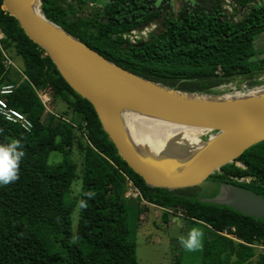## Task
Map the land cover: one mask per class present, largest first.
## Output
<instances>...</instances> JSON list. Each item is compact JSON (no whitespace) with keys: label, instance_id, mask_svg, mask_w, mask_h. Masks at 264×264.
I'll use <instances>...</instances> for the list:
<instances>
[{"label":"trees","instance_id":"1","mask_svg":"<svg viewBox=\"0 0 264 264\" xmlns=\"http://www.w3.org/2000/svg\"><path fill=\"white\" fill-rule=\"evenodd\" d=\"M252 1L235 0L231 15L220 5L206 9L201 3L186 4L177 14H168L165 33L151 36L142 47L128 48L123 35L162 15L171 8L172 0H107L104 4L42 0V12L130 72L182 91L219 94L222 86L239 79L246 81L245 91L264 86L260 80L264 60L254 62L255 38L264 32V0L256 5ZM0 30L4 34L0 41V89L16 85L6 100L33 122L28 132L0 115V142L15 138L25 152L19 179L0 186V264H139L125 198L127 177L147 203L164 209L165 221L169 210L181 211L190 221L208 225L212 234L205 242L202 264H252L254 248L216 231L234 227L235 234L246 242L264 243V218L202 202L196 187L173 191L149 187L119 155L91 102L73 90L46 52L4 10L3 0ZM1 49L15 52L23 60V73L5 66ZM38 91L50 94L48 108ZM61 104L67 110L58 113ZM75 144L84 153L79 201L69 197L79 176L78 166L69 159ZM52 152L63 154L64 161L50 164ZM244 176L264 179V141L210 178L235 182L232 177ZM253 190L264 197V186ZM88 192L94 195H84ZM81 200L86 207H80ZM78 206L74 234L72 215ZM257 264H264V254Z\"/></svg>","mask_w":264,"mask_h":264},{"label":"water","instance_id":"2","mask_svg":"<svg viewBox=\"0 0 264 264\" xmlns=\"http://www.w3.org/2000/svg\"><path fill=\"white\" fill-rule=\"evenodd\" d=\"M224 4L225 0L221 3L223 8ZM3 8L46 52L73 90L91 102L119 155L149 187L173 191L200 186L246 150L264 141V86L234 94L174 89L106 59L49 20L42 12V0H3ZM173 10L172 6L139 28L156 22L158 33H165V20ZM145 44H128L127 48ZM258 91L262 92L254 94ZM123 112L197 128L213 135L190 153L177 156L168 153L154 160L140 153L130 140ZM185 161L186 165L182 166L181 162ZM222 192L223 197L201 198V201L231 207L245 216L264 217L262 195L230 184H223Z\"/></svg>","mask_w":264,"mask_h":264},{"label":"rangeland","instance_id":"3","mask_svg":"<svg viewBox=\"0 0 264 264\" xmlns=\"http://www.w3.org/2000/svg\"><path fill=\"white\" fill-rule=\"evenodd\" d=\"M96 2L98 4H104L107 0H96ZM235 19H238V16H235ZM254 46L256 51L254 62L264 60V32L256 36ZM9 56L17 68L22 71L24 67L23 60L16 56L15 52H10ZM260 80L264 81V73L261 74ZM245 86L246 81L244 79H239L234 83L222 86L220 92L228 94L239 93L242 92ZM59 110L58 113L63 112L67 110V106L61 104ZM70 117L72 116L70 115ZM147 131L148 130L144 127H141V129L138 128V136L142 139L146 138L144 134ZM212 135L211 133H202L198 137L199 142L207 141ZM78 139H80L82 144L85 142L81 136H79ZM163 141L165 142V151L168 150L171 143L173 144V147L169 150V154L172 156H177L184 152L190 153L197 149L193 144L185 141V136L183 132L180 131L174 134L173 137H167ZM64 159L65 156L63 154L52 152L49 155L48 162L55 165L63 162ZM69 159L78 166L79 175L73 183L69 197L76 198L79 201L83 192L84 153L78 145L75 144ZM213 180V178H209L200 185L197 192L201 198L210 199L214 197L216 186L212 183ZM126 200H128L127 204L129 207V225L132 232V239L137 244L139 264H202L204 245L212 234V230L206 223L201 221L192 222L184 217V213L178 215V213L174 211L170 212L167 221H165L163 218V208L149 204L142 199L132 198ZM78 219L79 206L72 215V230L74 234L77 232ZM191 228H199L203 233L201 246L195 251H187L178 242V237L186 236ZM252 264H257L256 258L253 259Z\"/></svg>","mask_w":264,"mask_h":264},{"label":"built area","instance_id":"4","mask_svg":"<svg viewBox=\"0 0 264 264\" xmlns=\"http://www.w3.org/2000/svg\"><path fill=\"white\" fill-rule=\"evenodd\" d=\"M236 5H234L232 0H225L224 4V10L227 14H234ZM159 32V25L156 22H150L147 26H144L142 28H136L126 34L123 35L124 39L128 41L129 44L135 45L140 42H145L151 38V36L158 34ZM4 38V34L0 30V41ZM2 50V55L4 57V64L7 68L14 67L21 73H23L9 54ZM25 77V76H24ZM16 88V85H5L2 86L0 89V115L8 122H11L13 124L19 125L21 128H23L25 131H31L33 129V122L22 112L19 110L10 107L8 101L6 100V96L13 93L14 89ZM38 95L43 102V104L48 108V103L51 100L50 94L47 92H39ZM237 181H242L243 178H237ZM127 184H128V190L126 192L125 198L126 199H143L142 193L138 189V187L133 183V181L127 177ZM169 212H171L169 210ZM178 215H182V212H178ZM216 231V230H215ZM236 229L233 227L230 230L225 229L223 231H216L220 235L229 238L233 240L236 243L244 244L246 246H249L251 248H254L256 252L255 258L258 259L262 254H264V243L261 241H254V242H246L245 240L241 239L239 236L235 234Z\"/></svg>","mask_w":264,"mask_h":264},{"label":"bare ground","instance_id":"5","mask_svg":"<svg viewBox=\"0 0 264 264\" xmlns=\"http://www.w3.org/2000/svg\"><path fill=\"white\" fill-rule=\"evenodd\" d=\"M262 91H258L254 94H259ZM124 113L125 112L122 114ZM123 117L126 131H129L130 140L134 142L137 150L146 157L152 158L154 160H158L160 157L168 155L170 148L173 147V144L171 143L168 147V150L165 151V142L163 140H165L167 137H173V135L179 131L183 132L185 141L193 144L195 148L203 145L202 142H199L198 138L203 133V131L200 129L175 125L173 123L127 112L123 115ZM141 127H144L148 130L144 134L146 138L143 139L138 136V128L141 129ZM186 163L187 161L181 162V165L184 166Z\"/></svg>","mask_w":264,"mask_h":264},{"label":"clouds","instance_id":"6","mask_svg":"<svg viewBox=\"0 0 264 264\" xmlns=\"http://www.w3.org/2000/svg\"><path fill=\"white\" fill-rule=\"evenodd\" d=\"M25 152L21 142L15 138H7L0 142V186H6L19 179L20 163ZM84 195L91 197V192ZM80 207H86V203L81 200ZM203 233L199 228H191L186 236L178 237V242L187 251L197 250L202 243Z\"/></svg>","mask_w":264,"mask_h":264},{"label":"flooded vegetation","instance_id":"7","mask_svg":"<svg viewBox=\"0 0 264 264\" xmlns=\"http://www.w3.org/2000/svg\"><path fill=\"white\" fill-rule=\"evenodd\" d=\"M253 1H256V0H253ZM221 2L222 1L220 0V4H221ZM171 12H173L174 14H177L174 11H171ZM236 164L239 167H244V164L242 162H237ZM239 164H241L242 166L239 165ZM232 178L235 180V182L234 181H230V180H224V179L221 180L220 178H215L212 181V183H214V185L216 186V191H215V195H214L213 198L223 197L225 195V193L222 192V185L223 184H230V185H233V186H238V187L244 188L246 190H250V191H252V192H254L256 194H259V193L255 192L253 190V188L260 190L261 187L264 186V179H262V178H257V177H253V176H244V177H241V178H243L242 181H237L236 180L237 178H234V177H232ZM196 188H197V191H198V189L200 188V186H197ZM228 208H231V207H228ZM231 209H233V208H231ZM263 218H261V219H263Z\"/></svg>","mask_w":264,"mask_h":264},{"label":"crops","instance_id":"8","mask_svg":"<svg viewBox=\"0 0 264 264\" xmlns=\"http://www.w3.org/2000/svg\"><path fill=\"white\" fill-rule=\"evenodd\" d=\"M202 1V2H201ZM223 3L224 0H221ZM259 0H256V2ZM174 12L178 13L186 4H191L193 6L200 4L203 5L206 9H211L218 5L221 6L220 0H172ZM223 7V6H221Z\"/></svg>","mask_w":264,"mask_h":264}]
</instances>
